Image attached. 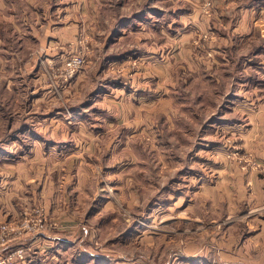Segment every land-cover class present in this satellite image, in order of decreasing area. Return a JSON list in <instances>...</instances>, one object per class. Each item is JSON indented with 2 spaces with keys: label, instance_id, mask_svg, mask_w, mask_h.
I'll return each mask as SVG.
<instances>
[{
  "label": "rangeland",
  "instance_id": "374dc122",
  "mask_svg": "<svg viewBox=\"0 0 264 264\" xmlns=\"http://www.w3.org/2000/svg\"><path fill=\"white\" fill-rule=\"evenodd\" d=\"M58 1L48 51L52 0H0V224L78 223L67 264H257L237 183L264 173V0Z\"/></svg>",
  "mask_w": 264,
  "mask_h": 264
},
{
  "label": "crops",
  "instance_id": "0c3cea01",
  "mask_svg": "<svg viewBox=\"0 0 264 264\" xmlns=\"http://www.w3.org/2000/svg\"><path fill=\"white\" fill-rule=\"evenodd\" d=\"M26 2L33 8H36L40 4V0H26ZM59 2L61 1L52 0V4L47 6L46 11L43 13V19L46 18L47 22L49 21L48 19H51L49 25L42 28L41 26L32 27L35 32L32 33L34 39H36L39 44L48 51H54L59 45H61V43H63L65 37V25L54 21V19L58 20L59 17H64L66 14L64 10L60 11L61 8L64 9V7L61 3L62 6L60 8ZM80 4V0H78V5L80 6ZM42 30H44V32H42ZM246 176L247 175H245V177ZM246 178L247 180L244 181L245 184L238 182L237 185H239L240 188L239 197L243 194L242 198L239 200H246L249 204V216H251L249 228L254 230V233H252L247 239L249 255L251 256L255 253H260L254 260L257 261V264H264V173L251 170ZM56 197L58 198V205L52 206V214L66 213L71 215L78 212L77 210L80 209L79 205H68L69 203L67 205L64 203L61 204L59 203V197ZM46 202H49L48 195L46 196ZM57 222L59 224L58 227H60L56 228L57 230L55 228L50 232L44 230L30 236H23L18 240L10 241L2 247L1 252L6 254L7 252L21 246L24 247L25 257L22 261L16 264H67L61 260L60 256L66 249L65 245L70 243L69 240L67 242L65 239V234L72 233L74 228L66 223H72L73 225H78V223H73V221L65 222L60 219H58ZM243 254L245 253L243 252ZM238 255L240 256V253Z\"/></svg>",
  "mask_w": 264,
  "mask_h": 264
},
{
  "label": "built area",
  "instance_id": "2783aa9c",
  "mask_svg": "<svg viewBox=\"0 0 264 264\" xmlns=\"http://www.w3.org/2000/svg\"><path fill=\"white\" fill-rule=\"evenodd\" d=\"M83 62L82 55H76L71 59H66L65 67L67 70L74 72L83 65ZM41 228H44V222L41 220L32 222L30 219H24L22 223L0 224V247L6 245L9 241H13V239L23 233H30L33 230L37 231ZM23 258L24 248L18 247L7 252L5 255H0V264H14L16 259L22 260Z\"/></svg>",
  "mask_w": 264,
  "mask_h": 264
}]
</instances>
